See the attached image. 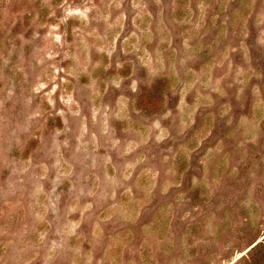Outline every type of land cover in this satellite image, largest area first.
<instances>
[{"label": "rangeland", "instance_id": "rangeland-1", "mask_svg": "<svg viewBox=\"0 0 264 264\" xmlns=\"http://www.w3.org/2000/svg\"><path fill=\"white\" fill-rule=\"evenodd\" d=\"M0 264H264V0H0Z\"/></svg>", "mask_w": 264, "mask_h": 264}]
</instances>
